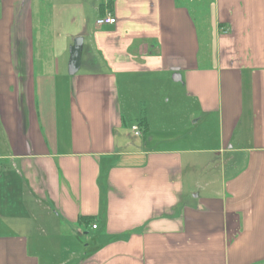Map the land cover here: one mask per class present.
<instances>
[{
	"label": "crops",
	"instance_id": "crops-1",
	"mask_svg": "<svg viewBox=\"0 0 264 264\" xmlns=\"http://www.w3.org/2000/svg\"><path fill=\"white\" fill-rule=\"evenodd\" d=\"M0 264H264V0H0Z\"/></svg>",
	"mask_w": 264,
	"mask_h": 264
},
{
	"label": "rangeland",
	"instance_id": "rangeland-1",
	"mask_svg": "<svg viewBox=\"0 0 264 264\" xmlns=\"http://www.w3.org/2000/svg\"><path fill=\"white\" fill-rule=\"evenodd\" d=\"M130 120H132V121H130ZM130 120L127 122V126L122 131V134H124L125 137H124V135H123V137L116 135V137H117L116 140L118 143L120 140H122L124 138V139L128 140V143H127L128 145H131V142H134L135 145H137L138 143H141V144L145 145V147L148 149H160V148L164 147L163 145H160L161 144L160 141L164 137H162V135H160L158 133L153 132V133L149 134L146 138L138 139V138L134 137L133 131L131 130V127H132V125L136 124V121L134 120L133 117H130ZM208 147H209L208 149H210L211 146H208ZM211 155H212L211 153H208V154H200V155H195V156H197L198 158H203L205 160V159L212 158ZM212 171L214 173H217V170L214 168L212 169Z\"/></svg>",
	"mask_w": 264,
	"mask_h": 264
},
{
	"label": "water",
	"instance_id": "water-1",
	"mask_svg": "<svg viewBox=\"0 0 264 264\" xmlns=\"http://www.w3.org/2000/svg\"><path fill=\"white\" fill-rule=\"evenodd\" d=\"M82 48V38H75L72 46L70 47V59L68 63V73L70 75L76 74L80 66V54Z\"/></svg>",
	"mask_w": 264,
	"mask_h": 264
},
{
	"label": "built area",
	"instance_id": "built-area-1",
	"mask_svg": "<svg viewBox=\"0 0 264 264\" xmlns=\"http://www.w3.org/2000/svg\"><path fill=\"white\" fill-rule=\"evenodd\" d=\"M115 22H116V20L108 14V15L104 16L103 18L98 19L96 24L99 26L113 25V24H115ZM133 131L135 132V135H140L137 127L133 128ZM92 229H96V225H92Z\"/></svg>",
	"mask_w": 264,
	"mask_h": 264
},
{
	"label": "trees",
	"instance_id": "trees-1",
	"mask_svg": "<svg viewBox=\"0 0 264 264\" xmlns=\"http://www.w3.org/2000/svg\"><path fill=\"white\" fill-rule=\"evenodd\" d=\"M140 124H143V122H140ZM146 131H147V129H146V127H144V132L146 133ZM80 221L85 222V223H90L91 219L90 218H80Z\"/></svg>",
	"mask_w": 264,
	"mask_h": 264
}]
</instances>
